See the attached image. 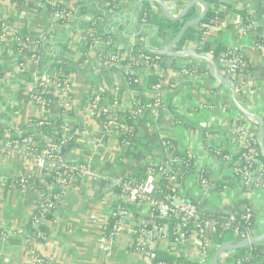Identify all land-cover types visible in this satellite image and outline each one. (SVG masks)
Wrapping results in <instances>:
<instances>
[{"label":"built area","instance_id":"built-area-1","mask_svg":"<svg viewBox=\"0 0 264 264\" xmlns=\"http://www.w3.org/2000/svg\"><path fill=\"white\" fill-rule=\"evenodd\" d=\"M44 1L52 4L62 2V0H42L44 8H48L44 5ZM163 1L175 17L180 15L183 7ZM141 2V0H123L119 2L117 12L104 9L109 5L100 6L98 3H92L87 8L88 14L81 15L80 18L77 11L69 7L71 11L68 12L48 8L53 11L55 18L47 36L51 46L46 47L43 40H37L31 45L35 47L38 54H43L47 58L48 66L54 69L55 74L51 76L46 69L36 70L30 76L32 78L29 83L28 101L48 116L54 115L58 118L57 121L63 122L54 128L55 133L58 132L61 135L59 141L62 146L68 144L73 138L82 142L86 136L76 129L78 123L85 127L82 118L80 119L76 113L78 106L72 97L73 89L68 77L70 74H74L76 78L79 76L88 78L89 87L83 96L81 111L94 118L106 137L119 138L125 148L131 145L134 133L137 132L138 121L147 110L162 111L173 123L181 125L182 122L175 118L168 108L170 97L179 90L181 83L190 82L198 76H212L211 67L207 63L191 56L171 58L163 54L151 56L144 53L145 50H149L147 41L144 42V36L153 35L160 42L173 41L175 38H171L170 33L160 36L156 28L146 27L137 21ZM208 3L210 10L216 15L211 24L199 25L206 29L202 40L188 41L184 47L178 46V50L192 49L214 59V50L218 45L216 34L234 24L242 35L250 39V49L264 57V20L254 21L248 14L237 16L238 7H223L220 0L215 2L209 0ZM150 4L154 11L159 12L156 4ZM111 13L113 16L107 18L101 16ZM9 30L10 28L5 24L3 33L0 34V44L10 34ZM75 31L81 33V40L77 45L72 43ZM111 32L114 33L113 38L103 36ZM19 43L23 44L24 48L30 45L29 39L27 44L23 39H20ZM71 47L76 52H73ZM24 53V49L18 52V54ZM84 55L87 60L79 65L78 59ZM59 56L67 59L69 62L66 64L78 69V72L64 73L56 69V60L53 58ZM214 60L221 75L234 82L237 97L246 107L251 93V66L246 51L240 46H230L227 47L226 52H222ZM126 61L128 62L124 63ZM23 64H21V70L25 71ZM111 67H116L129 75L135 83L143 84L144 80L151 75H157L161 81L151 89L132 93L134 103L129 105L122 94L124 89L121 80L115 74L110 75L111 87L105 82L104 73ZM61 76H67L70 84L62 86L59 83ZM13 84L19 86L18 82ZM215 86L222 85L215 81ZM39 87L43 88L41 93L43 95L35 92ZM213 90L206 91L207 106L211 108L218 105L221 109L231 110L235 114L229 127L219 137L218 146L212 143L213 136L210 134H205L203 137L208 157L222 169L218 177L208 175L206 166L195 168V154L188 148L178 150L181 157H174L173 146L165 139L162 144L167 156L162 162L148 166L142 174V179L132 177L124 181L122 179L113 181V186L117 185L120 193L116 194L113 209V216L118 218V221L112 235L124 228L126 219L132 218L131 212L122 207L126 203H134L140 208L147 207L148 216L152 218L158 217L166 222L172 219L178 220L172 235L169 232L168 223L146 230L143 229L145 221H142L129 229V233L134 238L136 250L148 251L151 260L156 258L157 251L153 249L154 244L164 242L166 243L164 251L174 257L183 255L192 262L212 264L214 255L224 245L249 241L264 233V163L260 159L262 154L257 140V122L244 118L235 110L231 100L223 101L221 96L216 95ZM47 94L52 95L51 102L45 98ZM178 97L179 94L172 97L173 105ZM147 99H152V102L144 104ZM49 103L52 105L50 109H47ZM4 106H1L0 110ZM6 106L12 110L13 107L18 106L19 109L17 102H10ZM61 110L63 113L60 112ZM127 116L132 117L130 128L127 125ZM261 117L264 119V113ZM50 122L52 121L45 117L31 118L26 131H9L2 126L0 144L5 152L23 153L39 167L51 165L53 173L55 169L64 167V161L61 157V145L54 142L45 131V125ZM27 134L31 136L26 137ZM39 134L36 141V135ZM73 170L74 168H67L66 172L59 176L56 184L49 186L50 190L58 187L63 190L61 195L55 197L57 203L70 182L75 179L68 180V174ZM78 170L82 179L97 178L87 165L79 167ZM188 176H192L194 187L199 188L197 192L190 190L184 193L181 190L182 179ZM11 186L16 187L15 184ZM207 198L211 204L227 198L231 209L226 213L221 211L223 208L217 211L212 210L204 204ZM44 209L52 210L53 204L44 206ZM208 210L222 215L221 220L206 218L205 212ZM39 223H45V220H35L36 226ZM220 230L231 232L233 239L220 245L216 244L214 236ZM5 232L8 236L9 232ZM19 233L24 234L23 231ZM1 235L4 234L0 232ZM100 248L105 252L108 251L105 242ZM34 262L52 264L35 258ZM218 264H264V241L243 249V252L241 250L223 252L219 256Z\"/></svg>","mask_w":264,"mask_h":264},{"label":"crops","instance_id":"crops-1","mask_svg":"<svg viewBox=\"0 0 264 264\" xmlns=\"http://www.w3.org/2000/svg\"><path fill=\"white\" fill-rule=\"evenodd\" d=\"M165 1L176 3L184 9L191 0ZM7 3V0H0V21L4 20L10 28V34L25 28L30 45L24 48V54L14 55L10 45L12 42L0 44V107L5 105L0 110V128L4 126L9 131H26L31 118L45 117L52 122L58 120L54 115L48 116L28 101L29 83L32 78L30 76L40 69L48 70L51 76L55 74L43 54H30L33 50L37 51L31 44L48 36L55 18L52 10L42 7V0H28L25 8L19 13ZM92 3L101 6L103 2L70 0L67 6L75 9L80 18V8H88ZM220 4L226 8L236 6L245 11V15H251L254 21L264 20V0H220ZM195 8L199 16L203 7L196 5ZM239 15L241 16L237 12V16ZM236 27L233 24L222 29L216 34V41L226 47L240 46L246 51L251 66V93L246 108L262 116L264 57L250 49V39L242 35ZM80 34L75 31L72 37L74 45L81 40ZM146 41L150 51L163 48L171 42H160L153 35L144 36V42ZM19 59L23 60L25 71L21 70ZM68 77L72 84V97L78 106L76 113L82 118L87 133L83 141L79 142L80 148L71 152L69 157L86 162L97 178H86L80 182L73 179L70 182L64 195L58 199L53 219L46 222V238L40 244L35 243L28 237L26 229L38 208L42 193L32 186L17 188L9 183L15 178H28L32 182L42 181L52 174L53 168L49 164L39 167L27 155L18 151L5 152L0 145V230L9 232L8 236L0 241V264H35L34 252L29 247L34 248L44 260L52 264H152L150 253L137 251L134 238L129 233V229L137 222L145 221L144 218L148 216L147 207L141 208V218L126 219L122 230L115 232L110 238L104 236V227L112 217L116 203L113 181L133 175L145 166L162 162L167 156L162 144L165 139L175 141L178 150H192L195 154V168L206 166L208 175L218 177L222 169L208 157L203 137L210 134L213 136L212 143L218 146L219 137L229 127L235 114L231 110L221 109L218 105L208 107L205 95L206 91L214 89L215 94L227 102L230 100V91L224 86H215L211 75L198 76L190 82L181 83L179 97L173 105L176 113L171 114L183 117L193 128L173 123L162 111L147 110L138 121L137 132L131 145L125 148L119 138L106 137L94 118L81 111L83 96L89 87L88 78H76L74 74ZM15 82H18L19 86L13 84ZM10 102L18 103V111L14 112L6 106ZM39 136L40 134L36 135V141ZM181 184L184 193L199 190L194 187L192 176L183 178ZM227 198L215 204H211L207 198L204 204L215 211L223 208L221 211L226 213L231 209ZM20 231L24 234L20 235ZM103 242L108 246L106 252L100 248ZM165 246L166 243L158 242L154 244L153 249L164 251Z\"/></svg>","mask_w":264,"mask_h":264},{"label":"trees","instance_id":"trees-1","mask_svg":"<svg viewBox=\"0 0 264 264\" xmlns=\"http://www.w3.org/2000/svg\"><path fill=\"white\" fill-rule=\"evenodd\" d=\"M28 0H7V4H9L10 6H13L16 12H21L26 4H27ZM70 0H62V2L57 3V4H52V3H48L46 1H44V5L52 10H59V11H71L68 9V2ZM102 1V6H106L109 5L107 7H104L105 10H109V11H113V12H117L119 10L118 8V4L119 2L123 1V0H97V2ZM141 8L140 11L137 13V21L139 23H141L142 25L146 26V27H151V28H156L158 30V34L160 36H165L167 33L171 34V38H175L177 36V34L179 33V31L181 30V28L189 21L195 19L196 17H198V11L195 7H193L188 14L181 20V21H171L169 19H167L164 14H162V10L160 8H158L159 12H156L152 9L151 4L147 1L141 0ZM213 2H215L216 0H212ZM80 10H82L81 15H87L89 11H87V8L85 7H81ZM238 13H240L242 16H247L245 15L246 12L245 11H241L238 10ZM215 12H213L212 10H209L207 16L205 17V19L203 20V22L201 23V25H209L211 24V21L214 19L215 17ZM102 17H109V16H113V13L108 14L107 16L105 15H101ZM6 23L4 22V20L0 21V34L3 33V29H4V25ZM206 31V29H204L203 27L200 26H196L193 28H190L185 34L184 37L181 41V43L178 45L179 47H184L185 44L188 41H196V40H202L203 36H204V32ZM103 36L108 37L111 36L112 38L114 37V33H105ZM23 39L24 42H28V34H27V30L25 28L20 29L19 31H16L14 34H8L7 38L5 41H3L2 43L7 44L8 42H12L10 45L12 46V51L13 54H17L20 51H23L24 46L19 43V40ZM48 37L47 39H44L42 42L45 43L46 47L47 46H51V44L48 41ZM208 46V44H207ZM136 50L138 51V49L136 48ZM117 51V49L115 50ZM227 51V47L223 44H218L214 50V59H217L218 56L222 53V52H226ZM139 54H141L138 51ZM144 53H147L151 56H155L154 53H151L150 50H145ZM37 51L36 52H32V55H37ZM54 60H56L55 63V67L56 69H58L61 72L64 73H77L78 69L74 68L73 66H70L68 64H66V62H69L67 59H65L63 56H59V57H54ZM87 60V57L84 55L81 58L78 59V64L81 65L82 63H84ZM64 62V63H63ZM128 61L124 62L127 63ZM19 64H23V60L19 59L18 60ZM197 70H200V68H197ZM111 74H115L120 80H121V85L124 89L123 91V95L125 97V100L127 102V104L132 105V103H134V100L132 99L131 95L134 92H140V91H145L148 89H151L153 86L159 84V81H161L160 77H158L157 75H151L149 77H147L144 80L143 84H139V83H135L134 80H132V78L129 75L124 74L122 71L118 70L116 67H111L109 68L105 73V82L108 84L109 87H111L110 85V75ZM59 83L63 86V85H69V81H68V77L67 76H61L60 77V81ZM35 92L37 93H42L43 92V88L39 87ZM176 94H179L178 90L175 91V93L170 97L169 103H168V108L171 112H175V108L173 106V102H172V97H174ZM43 95V94H41ZM45 98L48 100V102H51L52 100V95H46ZM152 102V99H147L145 101L144 104L150 103ZM52 104L49 103L47 105V109H50V106ZM84 105V103H83ZM13 111L16 112L18 111V106L17 107H13ZM61 113H63V111H60ZM173 114V113H172ZM175 118L179 119L183 125L185 126H191L189 125V123L183 118V117H178L177 115H174ZM61 124H63L62 121H57L56 123L50 122L48 124L45 125V131L49 134V136L53 139L54 142L58 143L61 145L60 143V138L61 135L57 132L55 133V127L60 126ZM127 125L128 127H132V117L131 116H127ZM193 128V126H191ZM76 129H78V131L80 133H82L83 135H86V131L85 128H83V126L81 125V123H78V126L76 127ZM57 131V129H56ZM136 133V132H135ZM134 133V135H135ZM31 134H27L26 137H30ZM167 140V139H166ZM2 140L0 139V142ZM168 141V140H167ZM169 143H171V145L173 146V150H174V157H181L182 155L179 153L178 148L176 146L175 141L171 140L168 141ZM1 145V144H0ZM80 148V144L79 141L76 138H73L70 140V142L66 145H61V157L64 161V167L59 168V169H55L54 172L52 174H50L49 176L45 177L42 181H38V182H32L30 179L28 178H15L13 180L10 181V186L11 184H15L17 188H22L23 186H32L35 188H38V190H40V192L42 193V198L38 203V208L35 211L31 223L30 225H28L27 233H28V237L32 240H34L35 243H42L44 241V239L47 236V225L46 222L48 220L53 219V214L56 210V208L58 207V203L56 202L55 197L58 195H61L63 193V190L60 189L59 187L54 189V190H50L49 186L56 184L57 179L59 178V176H61L62 174H64L67 170V168H74V170L72 172H70L68 174V180L69 178H75L78 180V182H80L82 180V176L78 170L79 167L85 166L87 165L86 162L81 161V160H74L71 157H69V154ZM261 161L264 163V158L261 156L260 157ZM146 168H148V166H145L141 169H139L136 173H134L133 175H130L128 177L123 178L122 180H126L129 178H136V179H142V174L143 172L146 170ZM113 192L118 194L120 193L119 187L113 186ZM53 204V209L48 211L44 209V206H50ZM123 208H125L126 210L131 212L132 217L139 219L141 218V208L137 207L136 204L134 203H126L122 205ZM205 216L206 218H214L217 220H221L222 215H220L219 213H216L215 211L212 210H208L205 212ZM38 219H43L45 220V223H39L38 226L35 225V220ZM145 219V226L143 227V229H151L153 226H163L165 224H169V232L172 235L174 232V228L176 227V225L178 224V220L176 219H172L169 220L168 222H166L165 220L159 219L158 217H149L147 216ZM117 221L118 218H115L113 215L110 218L108 224L104 227V236L105 238H110L112 233L114 232V230L116 229V225H117ZM1 233H3L4 235L0 236V241L4 240V238L6 237V232L5 231H1ZM174 238V237H173ZM233 239V235L231 232H221L218 231L215 236H214V242L216 244H222L224 242H229ZM30 250L34 251V258L37 260H41V261H46L44 260L41 255L39 254V252L35 251L34 248L29 247ZM241 252H243V250H241ZM48 262V261H46ZM36 264V263H35ZM152 264H199L197 262H192L190 260H188L185 256L180 255L178 257H174L172 255H170L169 253H167V251H157L156 252V258L154 260H152Z\"/></svg>","mask_w":264,"mask_h":264},{"label":"water","instance_id":"water-1","mask_svg":"<svg viewBox=\"0 0 264 264\" xmlns=\"http://www.w3.org/2000/svg\"><path fill=\"white\" fill-rule=\"evenodd\" d=\"M149 3L156 4L162 11L164 16L171 20V21H181L188 12L195 7L196 5H202L203 11L202 13L196 17L195 19L187 22L179 31L177 36L173 41H171L167 46L161 49L152 50L154 54H163L167 57L171 58H183L185 56H191L201 62L207 63L211 67L212 72V78L220 83L222 86H225L230 91V100L232 104L234 105L235 110L242 115L246 119H252L257 122V128H258V146L261 151L262 157L264 158V119L256 114L248 110L238 99L236 94V87L234 82L231 79H228L221 75L219 67L216 63V61L204 54H201L195 50L192 49H181L178 50V45L181 43L184 34L193 27L199 26L205 17L207 16L210 7L209 3L206 0H191L187 5L184 7L182 12L179 16L175 17L172 12L170 11L168 5L163 0H144ZM264 241V233L256 238H253L249 241H244L240 243H233V244H227L221 247L216 254L213 257L212 264H218L219 262V256L223 252L227 251H238L246 249L250 246L260 244Z\"/></svg>","mask_w":264,"mask_h":264},{"label":"rangeland","instance_id":"rangeland-1","mask_svg":"<svg viewBox=\"0 0 264 264\" xmlns=\"http://www.w3.org/2000/svg\"><path fill=\"white\" fill-rule=\"evenodd\" d=\"M225 87V86H224ZM226 88V87H225ZM227 89V88H226Z\"/></svg>","mask_w":264,"mask_h":264}]
</instances>
